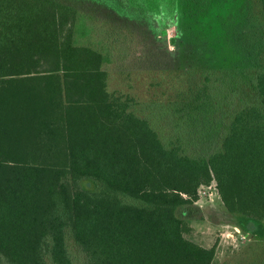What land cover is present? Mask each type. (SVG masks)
Returning <instances> with one entry per match:
<instances>
[{
	"label": "trees",
	"instance_id": "trees-1",
	"mask_svg": "<svg viewBox=\"0 0 264 264\" xmlns=\"http://www.w3.org/2000/svg\"><path fill=\"white\" fill-rule=\"evenodd\" d=\"M111 2L195 19L214 37L243 6L261 49L246 65L206 70L194 100L142 116L133 97L108 91L110 53L77 9L0 0V264H213L215 246L186 238L178 213L212 182L244 230L263 229L264 0ZM211 97L231 114L213 151L189 152L183 123Z\"/></svg>",
	"mask_w": 264,
	"mask_h": 264
},
{
	"label": "rangeland",
	"instance_id": "rangeland-1",
	"mask_svg": "<svg viewBox=\"0 0 264 264\" xmlns=\"http://www.w3.org/2000/svg\"><path fill=\"white\" fill-rule=\"evenodd\" d=\"M59 1L78 10L91 26L95 43L109 51L111 61L104 65L108 91L133 97L142 116L157 106L194 100L206 70L246 65L261 49L260 28H255L254 16L242 17L243 6L226 16L222 34L214 37L195 19L180 24L174 17L161 21L151 14L119 9L111 0ZM211 98L201 108L191 109L183 123L189 152L213 151L227 111L231 114L224 101ZM83 186L94 188L90 182ZM178 213L192 229L186 238L205 248L215 246L213 264H264V222L259 234L244 230L237 216L225 210L215 187L202 189L198 202ZM68 249L78 262L75 247L68 243Z\"/></svg>",
	"mask_w": 264,
	"mask_h": 264
},
{
	"label": "built area",
	"instance_id": "built-area-1",
	"mask_svg": "<svg viewBox=\"0 0 264 264\" xmlns=\"http://www.w3.org/2000/svg\"><path fill=\"white\" fill-rule=\"evenodd\" d=\"M211 186H213V187H215V182H212L209 186H206V187H201L200 189H199V191H198V195H199V197H200V191L203 189H208V188H210ZM216 188V187H215ZM199 200V199H198ZM198 202V201H197Z\"/></svg>",
	"mask_w": 264,
	"mask_h": 264
}]
</instances>
